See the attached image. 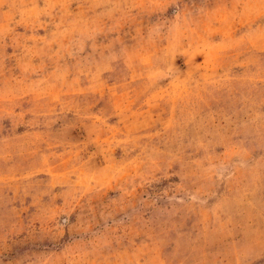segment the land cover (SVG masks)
Segmentation results:
<instances>
[{
    "label": "rangeland",
    "instance_id": "obj_1",
    "mask_svg": "<svg viewBox=\"0 0 264 264\" xmlns=\"http://www.w3.org/2000/svg\"><path fill=\"white\" fill-rule=\"evenodd\" d=\"M0 264H264V0H0Z\"/></svg>",
    "mask_w": 264,
    "mask_h": 264
}]
</instances>
